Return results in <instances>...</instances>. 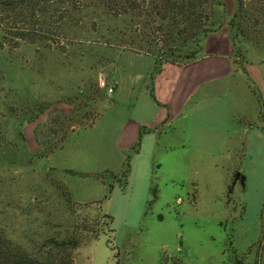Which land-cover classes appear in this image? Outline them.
I'll return each mask as SVG.
<instances>
[{
	"label": "rangeland",
	"instance_id": "obj_1",
	"mask_svg": "<svg viewBox=\"0 0 264 264\" xmlns=\"http://www.w3.org/2000/svg\"><path fill=\"white\" fill-rule=\"evenodd\" d=\"M221 1L225 6L214 7L210 29L237 11L236 0ZM244 1L252 12L249 22L260 18L259 29L264 28V0ZM151 6L115 17L106 0H56L38 15L36 27L53 34L37 42L6 35L23 26L0 8V228L30 254L41 255L47 239L68 238L85 214H97L96 205L76 212L70 196L80 204L103 200L115 233L82 244L74 264H264V114L255 86L264 48L242 42L241 57H235L242 72L249 62L253 81L238 74L210 100H200L187 131L168 127L145 136L139 155L127 153L132 157L127 185L110 179L109 199L104 200L108 185L67 178L68 189L65 176L48 172L51 166L90 170L103 159L115 166L121 125L137 116L130 113L133 89L143 83L137 76L145 74L150 83L163 61L151 34L157 25L146 16ZM113 73L122 89L107 96L100 79L109 81ZM65 106L74 110L72 125L82 120L97 127L70 136L65 152L43 157L29 122L49 113L37 130L40 141H47L53 126L62 129L54 119L63 117ZM239 176L242 183L233 186Z\"/></svg>",
	"mask_w": 264,
	"mask_h": 264
},
{
	"label": "trees",
	"instance_id": "obj_2",
	"mask_svg": "<svg viewBox=\"0 0 264 264\" xmlns=\"http://www.w3.org/2000/svg\"><path fill=\"white\" fill-rule=\"evenodd\" d=\"M55 1L0 0V8L14 13L13 17L17 20V24L23 26L11 28L7 31L6 35L16 42H37L50 37V34L53 33L36 28L37 24H39L37 18L40 13H47L48 6H51ZM106 2L110 13L115 17L144 11V6L151 3L152 10L150 12L147 11L146 16L153 19L154 24L157 25L152 29L151 34L155 45L161 46L158 52L163 59L161 64L172 63L181 65L188 64L200 56L204 39L209 33L217 30L220 26L219 22L217 27H214L213 24L212 27L214 28L210 29L209 23H212L214 16L213 9L216 6H225L221 0H152V2L150 0H106ZM244 2V0H236L237 11L231 16L228 23V28L232 34L231 39L234 54L237 60L241 57L239 46L242 42H245L249 46L264 48V28L260 27L261 29H259L262 22H260V18H257L255 23L249 22V15L252 12H250V8L245 6ZM176 43H179V45L175 46ZM184 48L187 49V53L182 54L181 52ZM130 50L137 51L138 53L142 51V49ZM146 53L151 54L149 51H146ZM248 54L249 52L247 51ZM240 60L242 61L243 59L241 58ZM235 64L241 65L242 62L238 63V61H235ZM242 70L246 73L245 66H242ZM258 96L261 110L260 115L262 117L264 114V102L260 93H258ZM42 116H45V112L38 115L37 120L41 119ZM64 116L69 118L70 115L64 111L63 117L54 119L55 124L60 125L66 122ZM51 131L53 134H58V130H55L54 126L51 128ZM42 134L46 136V132H42ZM64 135L63 139L65 138ZM142 137L143 133L141 132L138 143L133 150L134 153L139 152ZM60 142H62V139L57 140L54 146L50 147L40 141L39 145L43 149H46L43 157L53 154L60 147ZM131 158V155H128L121 176L108 171L95 175L78 174L83 177L94 176L108 184L110 193L104 199L107 200L114 189V183H110V179L116 180L121 185H127L128 175L131 171ZM68 202L74 204L73 208H77L75 210L78 213L86 212L90 206L96 205L97 214L94 217L85 214L84 219L76 224L73 233L68 238L59 239L51 237L47 239L40 247L41 255L30 254L25 248L14 243L4 233V230L0 228V264H74V252L82 244L94 239L97 240L102 235H107L111 238L110 236L115 233L112 226L114 218L102 211L101 204L103 200L95 203L80 204L73 202L70 196ZM107 243L110 246L112 245L110 239H108Z\"/></svg>",
	"mask_w": 264,
	"mask_h": 264
},
{
	"label": "crops",
	"instance_id": "obj_3",
	"mask_svg": "<svg viewBox=\"0 0 264 264\" xmlns=\"http://www.w3.org/2000/svg\"><path fill=\"white\" fill-rule=\"evenodd\" d=\"M232 11L233 9L231 12ZM231 12L226 14V18L229 17L228 20H230L232 16ZM227 23L226 21L221 22L217 30L207 35L201 46V54L196 60L184 65L160 63V66H158L156 64L158 68L153 73L150 83H147L145 74H139L137 76V78L143 81V83L141 87H139V90L133 89L131 101L132 103L133 101H137L138 103H133V106L131 103L132 108L130 110V113L135 110L134 113H136L137 116H134V114L133 116H127L124 124L121 125L119 134L115 140V148L118 154V156L115 157V166L109 159H103L96 163L95 167L90 170H79V168H77L78 166H51L49 167L48 172L56 171L65 176L63 182L68 189L70 186L66 182V180H68L67 178H91L95 182L101 184V186L106 187L108 184L104 183L102 180L94 176L83 177L78 173L95 175L108 171L118 174L117 168L120 167V165H124L123 161H126L124 159L127 153L135 149L141 132L143 133V140L145 136L151 138L155 134L163 133L168 127L174 132L179 130L187 131L190 128L188 125L189 119L193 116L197 108H199L200 100H210L217 91L219 92L226 87V83L228 84L238 74H243L244 72L239 68H236V58L231 39L232 35ZM259 67L262 70V74L260 73V77L256 79L258 85L255 83V86L258 87V89L260 88L259 93L264 102V68L261 64ZM245 69V74L253 81V78L251 77L252 72H249V62L245 64ZM257 70L259 72L261 71L258 68ZM114 77L115 73L111 74L109 81H114L117 84L115 94H118L122 87L121 83H119ZM209 92H213V94H210ZM104 94L107 95L106 92ZM137 105H139V111L136 109ZM64 111L70 115L69 118L64 116L66 122L61 124V128H65L64 131L62 129H57L58 134H50L48 135L50 139L48 138L47 141L43 139L41 141L46 145L48 144L50 147L54 146L55 142L59 140L57 138L61 134L60 139H62V142H60V147L53 154L46 156L47 158H52L58 153L65 152L67 141L70 136L77 135L82 130L91 131L97 127L95 123L93 126L89 127L84 124V121L82 120H80L81 123L79 126L77 124L74 126L72 125V122L75 120L73 119L74 110L71 109L70 106H65L61 109L62 115ZM48 115L49 113L45 111V116H42L41 119L29 122L30 126L27 130L30 133L35 148L37 146L39 147V150L37 151H46V149H43V147L39 145L40 135L37 130L40 124L46 120ZM86 118L87 117H84V119ZM33 124L37 125V127L32 126ZM68 126H70V128H67ZM65 131L66 133H64ZM63 135L65 137L64 139ZM53 138L55 141H53ZM73 149L78 151L79 146H76ZM141 149L142 141L139 152L135 154L139 155ZM127 157L128 155L126 156V159Z\"/></svg>",
	"mask_w": 264,
	"mask_h": 264
},
{
	"label": "built area",
	"instance_id": "obj_4",
	"mask_svg": "<svg viewBox=\"0 0 264 264\" xmlns=\"http://www.w3.org/2000/svg\"><path fill=\"white\" fill-rule=\"evenodd\" d=\"M100 87L107 95L112 96L116 92L117 84L114 81H108L105 77H102L100 79Z\"/></svg>",
	"mask_w": 264,
	"mask_h": 264
},
{
	"label": "water",
	"instance_id": "obj_5",
	"mask_svg": "<svg viewBox=\"0 0 264 264\" xmlns=\"http://www.w3.org/2000/svg\"><path fill=\"white\" fill-rule=\"evenodd\" d=\"M241 179H242L241 176L236 177V179H235V181H234V183H233V186H235V185L237 184L238 181L242 183ZM243 184H244V183H243Z\"/></svg>",
	"mask_w": 264,
	"mask_h": 264
}]
</instances>
